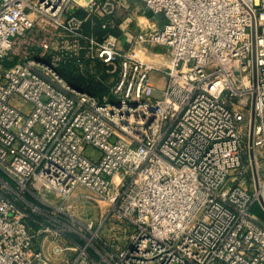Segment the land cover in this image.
<instances>
[{
    "label": "built area",
    "instance_id": "obj_1",
    "mask_svg": "<svg viewBox=\"0 0 264 264\" xmlns=\"http://www.w3.org/2000/svg\"><path fill=\"white\" fill-rule=\"evenodd\" d=\"M141 1L0 0V264H264V0Z\"/></svg>",
    "mask_w": 264,
    "mask_h": 264
},
{
    "label": "rangeland",
    "instance_id": "obj_2",
    "mask_svg": "<svg viewBox=\"0 0 264 264\" xmlns=\"http://www.w3.org/2000/svg\"><path fill=\"white\" fill-rule=\"evenodd\" d=\"M151 10L147 9L144 6V3L141 0H127V7L125 8H120L115 12L114 15V22H116V24H118V27L115 28V32L120 34V33H133L135 31H137L139 29V25L140 26H145L149 23H151L152 21L155 20V18H151L148 17L146 14L147 12H149ZM156 21V25L159 26L162 22V17L160 15H158V23L157 20ZM98 33H100V30L98 28H95ZM160 51L165 50V47H159L158 48ZM66 71L69 72L68 76H65V79H67L68 81H70L72 84L76 85V86H80V87H88L90 89H95V90H100V88L102 87L101 85H99L96 82L95 76L96 75H100L103 73V66L101 64H99L97 61L92 64L91 69H88L86 71L85 74H79L77 72H75V69L73 66H67L64 68ZM92 71V72H91ZM103 76V74H102ZM152 78L153 79H157L158 80V84H162L163 80H164V76L162 74H157L156 72H152ZM101 94V92H100ZM13 101L15 102L16 105L19 106V108L24 109L28 106V103L23 101L22 99H17L14 98ZM84 153L91 157L94 158L98 153L99 150L96 149L95 147L91 146V145H87ZM0 176H2L0 174ZM5 177V176H4ZM82 192H87V189L81 185L76 186L75 190L73 191V194H78V193H82ZM37 206L42 207L41 203L37 200V199H33L32 200ZM54 202V201H53ZM56 202V201H55ZM56 204H58L56 202ZM251 211L257 216L259 217L261 220L264 221V213L261 212L259 210V207L257 204H254L253 207L251 208ZM74 214L78 213L80 214V216L82 218H84L85 215H89L92 218H96L95 220H97L96 217V209L94 207H92L91 204H86L83 207H78L77 211L74 212ZM69 227H71L69 225ZM70 230H68V234L70 237H73V235L71 233H69ZM103 232V231H101ZM115 236H118L119 238L121 237V233L115 231L114 232ZM122 240H120L118 243L119 245L122 244L121 243ZM93 245H97V242L93 241Z\"/></svg>",
    "mask_w": 264,
    "mask_h": 264
},
{
    "label": "trees",
    "instance_id": "obj_3",
    "mask_svg": "<svg viewBox=\"0 0 264 264\" xmlns=\"http://www.w3.org/2000/svg\"><path fill=\"white\" fill-rule=\"evenodd\" d=\"M60 73H61V75L65 78V76L67 77L68 76V74H69V72L68 71H66L65 69H61L60 70ZM67 80V79H66ZM68 81V80H67ZM69 83H71L70 81H68ZM72 84V83H71ZM90 93H92V94H100V92L102 93L104 90H105V88L104 87H101L100 88V90H95V89H90V88H88V87H85ZM0 174L2 175V176H4L3 174H2V172L0 171Z\"/></svg>",
    "mask_w": 264,
    "mask_h": 264
},
{
    "label": "crops",
    "instance_id": "obj_4",
    "mask_svg": "<svg viewBox=\"0 0 264 264\" xmlns=\"http://www.w3.org/2000/svg\"><path fill=\"white\" fill-rule=\"evenodd\" d=\"M150 17H151L152 19L155 18V20H157V23H158V15H154V14H152ZM154 81H155V85L158 86V80H157V79H154Z\"/></svg>",
    "mask_w": 264,
    "mask_h": 264
},
{
    "label": "water",
    "instance_id": "obj_5",
    "mask_svg": "<svg viewBox=\"0 0 264 264\" xmlns=\"http://www.w3.org/2000/svg\"><path fill=\"white\" fill-rule=\"evenodd\" d=\"M152 14H153L152 11H149V12H147L146 15H147L148 17H150Z\"/></svg>",
    "mask_w": 264,
    "mask_h": 264
}]
</instances>
